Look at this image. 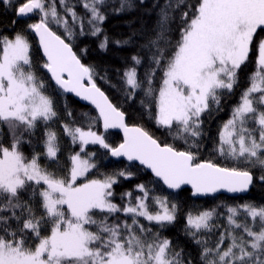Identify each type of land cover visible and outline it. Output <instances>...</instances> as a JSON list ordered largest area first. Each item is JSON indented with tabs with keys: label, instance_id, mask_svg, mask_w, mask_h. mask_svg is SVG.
Returning a JSON list of instances; mask_svg holds the SVG:
<instances>
[{
	"label": "snow or ice",
	"instance_id": "1",
	"mask_svg": "<svg viewBox=\"0 0 264 264\" xmlns=\"http://www.w3.org/2000/svg\"><path fill=\"white\" fill-rule=\"evenodd\" d=\"M140 7L148 11L147 0H59V10L57 0H0V264H194L191 253L162 234L178 220L177 203L145 183L121 192L117 203L114 186L133 179L131 168L150 170L171 190L190 185L193 197L264 184V36L258 35L264 0H153L151 34L133 33L146 37L144 55H132L120 79L124 103L138 100L172 144L129 127L126 112L97 86V70L81 62L71 43L91 36L101 51L129 45L132 37L111 39L102 25L109 9L120 15ZM249 64L247 87L214 149L233 166L197 162L205 114L222 110ZM68 93L94 105L104 132L122 130L123 142L114 147L94 125L85 130L61 120L56 98ZM57 123L74 149L67 163ZM88 145L129 163L89 178L97 153ZM226 212L228 227L214 244L206 234L217 227L216 210L185 215L183 231L198 246L200 264H264V205Z\"/></svg>",
	"mask_w": 264,
	"mask_h": 264
},
{
	"label": "trees",
	"instance_id": "2",
	"mask_svg": "<svg viewBox=\"0 0 264 264\" xmlns=\"http://www.w3.org/2000/svg\"><path fill=\"white\" fill-rule=\"evenodd\" d=\"M152 2L153 0H147L149 5L148 11H146L143 7H140L120 15H113L111 10H108V18L102 25L105 33L111 39H127L132 37L129 45L118 48L115 45L110 44L107 51H101L98 48L97 38L91 36H78L71 43L73 50L77 52L78 56L81 57V62L86 65H91L97 70L95 83L101 89V91H103L105 95L108 96L110 101L120 107L121 110L126 112L127 124L129 126H142L149 130L161 143L172 144L174 143L173 138L167 135L165 130L157 129L155 127L154 123L148 119L146 114H144V110L141 108L138 100L134 104L132 102L124 103V85L120 79L126 64L131 63V56L135 54H140L141 56L144 55L145 50H142L140 45L144 42L146 37H142L140 35L133 36V33H139L141 31L147 30V34H151L150 30L155 27V22L157 19V10L150 8ZM160 2L163 3L164 0H160ZM57 6L59 10L58 0ZM77 11L83 14L82 8L78 7ZM10 18L11 17L4 18V23L6 24ZM33 19H35V17ZM18 27H23V25H19ZM54 30H56L57 34L62 35V38H64L63 29L54 28ZM258 35L264 36V32L258 31ZM66 42L69 41L66 40ZM84 48H87L86 54L81 51ZM33 56L34 59L37 58L35 41H33ZM253 68L254 64L248 65V68L241 75L239 87H237L232 94L222 100L221 111L214 112L211 118H207V114H205L204 127L206 129L207 135L203 138V144L199 149L197 162L211 161L219 166H233L231 161H226L214 150L218 142L217 133L223 122L229 119L233 106L239 103L241 92L245 87H247V76L253 70ZM142 73L143 69H141V74ZM101 77H106V79H101ZM56 100L57 110L61 113V120L65 122H71L72 120H75L76 125L84 127L85 130H87L90 124L94 125L92 130L97 131L98 134L105 135L107 140L114 147L121 143V137L119 134L113 132L105 133L102 130L94 109L80 105L73 97H70V95L66 94L57 97ZM65 104H67V109L64 107ZM69 110L73 113L72 117H69L66 114V112ZM53 127L61 135V141L63 145L61 160L63 163H67V157L74 149L72 148L69 139L63 136L60 124H54ZM175 145L181 149L185 147L180 141H175ZM87 151H95L97 153V155L93 158L97 164V169H93L91 172H89V178H100L101 173H111L128 165V163L123 161H115L108 158L109 155H104L106 150L99 148L98 145H88ZM81 155L87 158L85 154ZM130 170L135 173L133 179L123 180L121 178V183L114 186L117 192L116 202H120L119 194L121 192L133 190L136 184L145 183L153 190L155 195L168 196L172 202L177 203L180 206L178 220L174 226L169 227L162 234L170 237L174 244L178 243L185 249L186 252L191 253L194 264H200L199 248L197 245L191 242L190 238L186 237L184 234L183 229L185 225V215L187 213L191 212L193 215H195L201 211L214 208L216 213L220 214L221 218H215L213 221L217 227L212 233L206 234V237L209 239V243L214 244L220 233L225 229L223 218L227 213L226 210L228 206H235L244 203L264 205V184L259 182L254 183L251 191L248 192L246 196L229 198L221 195L215 198L209 197L196 199L192 197L191 190L187 188L175 194L168 193L163 188V186L154 180L147 172H137L136 168H131ZM154 181L156 182L153 183ZM224 245H226V243Z\"/></svg>",
	"mask_w": 264,
	"mask_h": 264
},
{
	"label": "water",
	"instance_id": "3",
	"mask_svg": "<svg viewBox=\"0 0 264 264\" xmlns=\"http://www.w3.org/2000/svg\"><path fill=\"white\" fill-rule=\"evenodd\" d=\"M85 85L87 86V81H85ZM68 95H70L71 97H73L74 99H76V100L78 101V103L81 104L82 106L90 107V108L94 109L95 112H96V114H97V116L99 117V113H98V111L95 109L94 105H91V104H90L89 102H87V101H83V100H81L79 97H76V96H75L74 94H72V93H68ZM125 122H126V119H125ZM100 123H101L102 129H103L102 121H100ZM101 126H100V127H101ZM129 127H133V126H129ZM103 131H104V129H103ZM107 132H114V133H118V134H120V136H121V138H122V142H123L124 134H123V131H122V130H120V129H109ZM109 158H111L112 160L124 161V162H126V163H129L128 161H126L125 158H122V157H121V158H115V157H111V156L109 155ZM137 163H138V162H137ZM141 167H142V166H141ZM146 172H147L148 174H150L154 179H156V178L151 174L150 170H146ZM159 182L163 185V182H162V181H159ZM163 187H164L168 192H170V193H176V192H179V191H181V190H183V189H186V188L191 190V186H190V185H183V186L181 187V189H179V190H171V189H168L166 185H163ZM251 188H252V186L250 187V189H249L248 192L251 191ZM248 192H246V193H239V194H232V193H228V192H226V191H224V190H221L220 192H217V193H215V194H213V195H208V196H197V197H194V198H196V199H200V198L217 197V196H221V195L226 196V197H229V198H236V197H240V196H246V195L248 194ZM192 197H193V196H192Z\"/></svg>",
	"mask_w": 264,
	"mask_h": 264
},
{
	"label": "rangeland",
	"instance_id": "4",
	"mask_svg": "<svg viewBox=\"0 0 264 264\" xmlns=\"http://www.w3.org/2000/svg\"><path fill=\"white\" fill-rule=\"evenodd\" d=\"M58 3H59V0H58ZM228 120V119H227ZM226 215H227V213L225 214V217L223 218L224 219V225H225V228H227L228 227V225H227V220H226ZM218 217H220L221 218V216H220V214H218L217 215V217H216V219L218 218ZM238 219H239V217H238ZM215 220V219H214ZM226 243V245H224L225 247L227 246V244H228V241L227 240H225V242H224V244Z\"/></svg>",
	"mask_w": 264,
	"mask_h": 264
},
{
	"label": "bare ground",
	"instance_id": "5",
	"mask_svg": "<svg viewBox=\"0 0 264 264\" xmlns=\"http://www.w3.org/2000/svg\"><path fill=\"white\" fill-rule=\"evenodd\" d=\"M66 95H68V94H66ZM81 105V104H80ZM211 198H215V197H211Z\"/></svg>",
	"mask_w": 264,
	"mask_h": 264
}]
</instances>
